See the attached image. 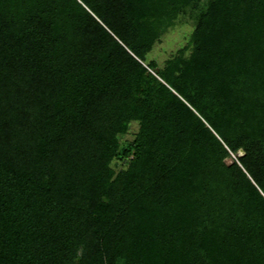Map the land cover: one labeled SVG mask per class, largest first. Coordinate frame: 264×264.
<instances>
[{"label": "trees", "instance_id": "obj_1", "mask_svg": "<svg viewBox=\"0 0 264 264\" xmlns=\"http://www.w3.org/2000/svg\"><path fill=\"white\" fill-rule=\"evenodd\" d=\"M196 1L0 0V264H264V0L148 58Z\"/></svg>", "mask_w": 264, "mask_h": 264}, {"label": "rangeland", "instance_id": "obj_2", "mask_svg": "<svg viewBox=\"0 0 264 264\" xmlns=\"http://www.w3.org/2000/svg\"><path fill=\"white\" fill-rule=\"evenodd\" d=\"M206 0H198L187 6L183 13L177 15L174 25L169 27L160 39L153 45L148 58L154 59L161 63L164 59L174 54L177 50L186 46L188 36L194 26V17L202 8V4ZM188 53V50L185 51ZM134 127H132L133 129ZM131 134H127L125 138L129 139ZM227 163L230 160H226Z\"/></svg>", "mask_w": 264, "mask_h": 264}]
</instances>
